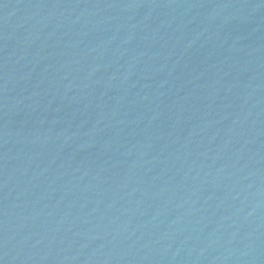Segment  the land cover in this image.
I'll use <instances>...</instances> for the list:
<instances>
[{
	"label": "water",
	"instance_id": "1",
	"mask_svg": "<svg viewBox=\"0 0 264 264\" xmlns=\"http://www.w3.org/2000/svg\"><path fill=\"white\" fill-rule=\"evenodd\" d=\"M0 264H264V0H0Z\"/></svg>",
	"mask_w": 264,
	"mask_h": 264
}]
</instances>
